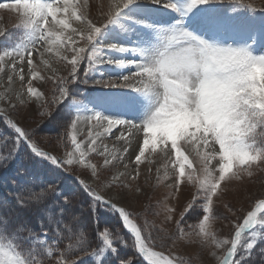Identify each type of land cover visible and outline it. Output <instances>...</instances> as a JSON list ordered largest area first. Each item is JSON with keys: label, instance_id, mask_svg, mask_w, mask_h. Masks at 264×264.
<instances>
[{"label": "snow or ice", "instance_id": "obj_1", "mask_svg": "<svg viewBox=\"0 0 264 264\" xmlns=\"http://www.w3.org/2000/svg\"><path fill=\"white\" fill-rule=\"evenodd\" d=\"M137 2L138 0H112V3L107 6L99 7V16L91 17L87 0L84 4L73 5L72 10L65 0H27L26 6L25 0H14L11 5L0 2V5H3L0 9L16 14L19 20L16 27L31 30L37 37L25 48L0 54V137L6 136L10 144L7 154L0 155V165L7 167L8 163L16 159L22 147L26 148L30 159L34 158L44 165V179H32L15 194L16 204L21 209L45 205L54 197H61L64 204L71 205L72 199L58 195L61 189L57 182L47 177L59 175L61 172L72 175L76 171L74 167H70L73 165H81L85 170H90L89 179L92 183L79 177L75 179L80 188L91 197L89 207L93 214L98 207H102L114 213L131 233V240H126L119 231L98 229L104 245L113 252L117 251L118 244L124 246L131 244L138 249L147 264H189L179 255H173V252L178 240L185 234V229L190 227L194 235L201 238L202 254L209 250L211 252L213 259L207 264H240L243 257H240L238 253L242 244L251 239L252 242L246 245L250 250L257 237L264 235V190L258 195L251 196L246 205L240 207L225 202L224 208L227 215H222L218 208L214 213V198L223 201L225 191L233 182L246 184L257 173L260 180L264 182V107L258 106L261 98L253 92V89H260L264 85L259 80L248 79L247 83L234 90L232 95L238 98L234 109L235 116H225L206 106L200 107L196 104L181 106L174 102V97L165 94L159 87L165 76L170 79L175 78L171 75L172 71L187 70L185 67H177L178 57L183 58L184 64H189L193 58L224 66L242 64L244 71L249 74L254 68L264 69V56L253 55L247 47L223 46L198 37L190 30H185V18L196 8L209 4L242 5L240 0L231 4H225L223 0H189L183 8L178 6L175 0H145L146 3L179 12L182 19L171 28L156 29L155 44L149 48L141 50L128 49L116 44L110 45L112 50L121 53L131 51L133 54H139L144 62L107 60L105 62L115 63L120 68L133 65L134 71L121 80L109 79L95 82L96 86L132 89L147 97H154L155 110L143 122L109 119L100 113L77 114L70 125L64 127L63 137L59 135L56 137L58 142L63 140L65 147L68 146L70 139L71 150L66 151L62 156L42 150L38 146L37 137L43 130L29 125L31 116L39 112L36 108L37 104L44 109L40 113L42 118L49 120L52 117L57 107L69 97L70 86L78 78L81 63L88 59L97 60L96 41L103 30L113 24L125 9ZM244 6L256 10L252 5ZM73 16L78 17L76 21L81 26L71 28L66 34L62 22L67 21L69 24ZM194 22L203 23L213 30H220L223 27L220 20L213 18L194 20ZM6 31L5 28H0V35H4ZM62 32L64 33L61 41L63 50L50 51L49 42L56 41L57 35ZM34 53L37 54L35 64L32 59ZM174 54H178V57ZM49 56H54L59 65L67 69L66 75H57L59 68L56 71L49 69L50 74L41 76L42 79H36L41 82H52L53 91L50 94L37 91L32 83V72H41L40 58ZM192 80L196 81L197 77L192 76ZM33 91L36 95L32 94ZM73 103L79 104L80 101L74 99ZM25 112L28 114L24 115ZM172 119H183L193 127L178 142L161 136L158 147L155 150L149 147L150 151L146 157L145 140L150 139V136L145 130L162 127ZM81 121L90 126L83 143L77 139V134L82 131L78 128ZM115 128H119V131L113 134ZM110 135L113 142H123L120 145L121 155L112 156L111 159L119 160L124 169H127L134 159L132 169L134 175L119 170L111 173L108 167L111 159L106 143ZM129 150H131L130 155ZM88 152L95 153V157H102V165L89 161ZM189 157L195 159L197 165L195 168ZM141 158L147 159L149 164H156L157 172L160 166L173 170L169 175L170 183L166 185L172 189L168 195L169 200L177 196L181 183L186 185L187 203L182 205L179 211L163 201H158L155 206H146L150 210L155 208L156 211L153 214L163 216L165 222L175 224L176 231L171 234L165 228L149 224L147 220L144 221L143 226H138L133 220V212L129 210L130 196L139 200L141 196L147 195L143 185L136 183L133 186L132 183L140 175ZM213 161L216 163L213 164ZM186 170H188L187 176ZM105 173H111V180L99 185V178ZM228 173L232 175L228 176ZM222 182L223 189H221ZM93 184L102 187L103 191L97 190ZM188 184L192 187L188 188ZM261 187L264 189V183ZM193 207L200 208L204 213L197 221L198 228L195 224L187 225L185 220ZM48 213L49 209L45 208L44 219L39 221L41 235L34 233L24 220L18 219L12 234L13 238L38 241L37 247L43 244L49 249L43 259L38 254L28 257L31 264H78L80 257L78 250H73L71 233L80 224V217L71 216L69 219L71 227L67 223L62 227L64 210H60L59 217H53ZM140 215L143 216L145 213ZM214 215H220L224 220L234 219L228 238L216 239L211 234V220ZM46 220L48 223L55 224L56 241L51 245L47 240L48 230L44 227ZM0 221H2L0 237H4L10 221L4 216H0ZM145 231L146 234H143ZM84 238L85 233L81 232V241H84ZM61 240L65 243L63 249L58 248L57 242ZM52 246L57 248L55 253L51 250ZM83 246L84 243L79 249H83ZM153 249H159V251ZM164 251L168 252L167 257L163 254ZM93 254H97L93 249L85 252V255ZM0 264H26V261L16 245L0 243ZM121 264H133V259L121 261Z\"/></svg>", "mask_w": 264, "mask_h": 264}, {"label": "rangeland", "instance_id": "obj_2", "mask_svg": "<svg viewBox=\"0 0 264 264\" xmlns=\"http://www.w3.org/2000/svg\"><path fill=\"white\" fill-rule=\"evenodd\" d=\"M1 2L8 3L9 5L13 4L14 0H3ZM178 3V6L183 8L189 2V0H175ZM225 4L235 3L236 0H223ZM65 3H69L70 10H72L73 5L84 4L85 0H65ZM112 3V0H87L88 4V11L89 16H99V7L101 5L107 6L108 4ZM242 5H216V4H209L203 5L195 10L187 17L185 30L192 31L198 37L204 38L209 42L218 43L223 46H233V47H247L251 53L255 56H264V11H260V9H264V0H240ZM27 5V0H25V6ZM244 5H252L253 8L256 10L249 9L247 6ZM147 6V8H146ZM148 4L145 3V0H138L137 3L130 5L127 9H125L119 17H117L116 21L105 28L102 34L98 37L96 41V49L98 51V56L96 61H92L91 59L85 60L81 63L78 78L76 81L70 86L69 89V97L60 104L56 111L53 113L52 117L47 120L48 118H42L40 113L44 111V109L40 108V105L37 104L36 108L39 109L35 115L31 116L29 120L30 127L33 128H41L43 131L37 137L38 146L41 147L42 150L49 151L53 155H63L66 151L71 150V143L70 139L68 141V146L65 147L63 140L58 142L56 137L59 135L61 138L63 137V129L66 125H70V123L74 120L77 112L75 110V104L73 100H79L80 102L89 103V100L94 99L100 95V97L107 100L102 101L105 102V107L107 109H113L116 113L122 112L123 109H128L126 104V100L134 99V95H128L135 93L136 96L139 97H147L141 93L136 94L137 92H126L123 94L124 91L121 89L118 90L121 94L117 96H103L101 93H98V86H96L95 82L97 80H109V79H118L119 77L122 79L124 76L130 74L134 71V66L130 65L128 67L120 68L115 63H107L105 61L112 60V61H135L141 62L139 57L136 54H133L131 51L125 52L123 54L115 55L118 51L112 50L109 46L112 44L120 45L128 49L137 48V49H146L155 44V30L158 28H171L172 26L176 25L181 19V14L177 11L172 9H168L165 7H161L160 5L151 4V6L155 10H162L168 16L165 18L163 23H158L157 21H150V22H142L141 27L146 28V33L141 32V28L138 25L137 27L136 22L130 21L127 22V28L124 31H121V25L124 26L123 22L125 20H120L122 17L128 16L131 17L130 14H133V9H138L135 11V15H141L142 12L148 9ZM3 7V5H0ZM77 12L79 9H75ZM170 16V17H169ZM200 17L202 18H213L220 20L223 24L224 29H230L237 36H244L248 40L246 42H242L238 39H232L228 36H221L222 33H218L216 30L210 29L207 25H200L194 22V20H198ZM78 17H72L69 20V24L67 21L62 22V27L65 29V32H69L71 28L80 27L81 25L76 21ZM119 25L115 26L116 22L119 21ZM166 21H171L166 22ZM138 22V21H137ZM19 23V20L14 12H9L6 9H0V28H5L7 31L4 35H0V54H3L5 51H17L22 48L27 47L33 40L37 39V37L31 32V30H25L23 28L16 27ZM73 25V26H72ZM115 26V27H114ZM148 26V27H147ZM114 28V30H113ZM119 28V31L116 33V29ZM113 30V31H112ZM112 31V32H111ZM115 32V37H112ZM133 32V33H132ZM226 32V31H225ZM137 33V34H136ZM117 34V35H116ZM136 34V35H135ZM64 33H59L57 35L56 41H50V51H62L63 50V39ZM111 35V36H110ZM139 36V43L135 44L131 41V37L135 38L134 36ZM127 36V37H126ZM142 36V39L140 37ZM138 38V37H136ZM133 40V39H132ZM128 42L124 44V42ZM134 41V40H133ZM137 43V40H136ZM124 44V45H123ZM109 51V52H108ZM114 54V55H113ZM126 55V56H124ZM132 58H129V57ZM136 56V58H135ZM125 57V58H123ZM121 58V59H119ZM135 58V59H134ZM33 62L35 64L37 60V54H33L32 56ZM40 63V71H33L32 72V83L36 87L37 91L45 92L50 94L53 91L52 82H41L36 80L37 78H41L43 75L49 74L50 67H44L47 58L41 57ZM125 59V60H124ZM144 62V61H142ZM132 66V67H131ZM46 68V69H45ZM59 71L57 75H66L67 69L63 65H59ZM56 69H51V71H56ZM48 69V70H47ZM119 76V77H118ZM259 80V76L257 77ZM100 91H103L101 87H99ZM113 93V92H112ZM33 95H36V92L33 91ZM118 97H125V98H118ZM89 100L87 101V99ZM120 99V100H119ZM125 99V100H123ZM148 100V99H145ZM147 101H145L146 103ZM152 104V108L147 113V117L155 110V98H152V101H148ZM108 104V107H107ZM83 106V105H82ZM122 106V107H120ZM120 109V110H118ZM88 110L86 109V112ZM132 113V112H130ZM28 113L25 112L24 115ZM114 114V113H112ZM117 114V115H118ZM130 115V114H129ZM146 117V118H147ZM145 118V119H146ZM139 118L137 120H140ZM144 119V120H145ZM131 121H135V119H130ZM144 120H140L143 122ZM23 123V120H21ZM89 125V124H88ZM193 125L187 123L183 119H172L169 123L162 127H156L151 129H146L145 132L150 139L145 140V156H148V153L151 147L155 150L159 145V140L161 136H166L168 139L178 142L179 139L190 129ZM88 132V131H87ZM87 132H81L77 135V139L79 142L83 143V141L87 138ZM109 139V138H108ZM99 143V142H98ZM107 143V141H106ZM87 147V146H86ZM3 148L10 149V144L8 143L7 137H0V152ZM109 148V146H108ZM110 151V150H109ZM159 152V149H157ZM187 154V153H186ZM87 159L92 163H100L102 165L103 158L102 157H95V153L88 152ZM111 159V158H110ZM190 161H192L193 167L195 168L196 161L193 157H189ZM16 165L18 169L21 171V174H17L14 178L15 181L23 186L24 184H28L31 182L32 179H44L45 177V169L44 165L37 162L34 158L30 159L29 154L27 153L26 148L22 147L20 152L16 156ZM216 161H213L215 164ZM115 165V167H112ZM134 163L132 165L129 164L128 173H132ZM70 167H74L76 169L75 173L70 175L67 172H61L59 175H49L47 179L54 180L57 182L58 186L61 189V193L58 195L68 196L74 200L76 209L74 213L83 214L86 216L88 222H91L94 218L96 222H99L101 226L103 222V218L107 224H112L110 226L109 231H119L126 240H131L130 237L126 236L124 232H122V228L120 225L119 218L112 212L98 207L93 214L91 208L89 207L91 204V197L85 192L80 186L77 184L75 177H79L89 183L92 181L89 179L90 170H85L81 165H73ZM111 169V173L119 170L123 167L119 160L111 159V164L108 166ZM99 170V169H98ZM140 175L136 181H133V186L136 183L143 185L144 189L147 192L146 196H141L139 200L135 199V197L130 196L129 201V210L133 212V220L138 226H143L144 221L147 220L149 224H155L157 227L165 228L170 234L176 231V226L172 222H165L163 220V216H157L153 213L156 211L155 208L151 210L146 207L149 205L155 206L158 201L165 202L168 206L175 207L178 211L181 209V206L187 203V197L185 195V187L184 183H181L178 190L177 196L173 197L171 200L168 199L169 193L172 189L168 188L166 185L170 183L169 175L171 168L165 169L163 166H160L159 172H157V165L156 164H149V161L145 158H141V163L139 165ZM111 173H105L102 177L99 178V185H103L108 180H111ZM133 175L135 173H132ZM167 174V175H166ZM188 170H186L185 175L187 176ZM228 176L232 175V173H228ZM8 179V178H7ZM227 179V177H226ZM3 182H7V180H3ZM24 183V184H23ZM262 182L259 178V173L254 176L252 180L248 183L241 185L239 182H233L232 185L229 186V189L225 191L223 201L216 200L214 198V213L215 210L218 208L222 215H227V211L224 208V203H229L235 205L236 207H240L242 205H246L247 200L253 196L258 195L262 189L261 185ZM10 185L14 186V182L10 180ZM93 187H97V190L103 191L102 187H98L97 184H93ZM188 188H191L192 185L188 184ZM224 188V184L222 182L221 189ZM12 190V187H9ZM219 191V190H218ZM57 201L59 204L63 205V200L61 197H57ZM66 208V206H64ZM70 209V206L67 205V209ZM42 213L41 210H39ZM140 213H145V215L141 216ZM203 211L198 207H193L191 211L185 217L187 221V225L192 226L193 224L196 225L198 228V220L202 217ZM93 216V218H92ZM81 219H84V216H80ZM102 218V219H101ZM39 223V221H37ZM47 221H45L46 223ZM234 224V219L231 220H224L220 215H214L213 219L211 220V234L216 237V239H226L228 238V233L232 231V227ZM40 225V223H39ZM50 225H52L50 223ZM119 226V227H118ZM81 231H79L78 236H80ZM42 233H38L37 235H41ZM146 234V231L145 233ZM6 236L0 237V243H12L16 244V239H7ZM199 237L195 236L194 233L189 228L185 229V234L180 237L175 247V251L173 255H179L185 261L189 262V264H207L208 261L212 260L211 252L205 251L202 254V245L200 243ZM30 240V239H29ZM48 244L51 245L53 242L56 241V237L52 235H48L47 237ZM80 238H76L75 244L73 246V250H80L77 246ZM252 242L251 239L247 240L242 244L241 250L239 252V256L243 257L240 260V264H264V235L258 236L254 246L249 250L247 249V243ZM38 241L30 240V251L28 255L22 257L25 258L26 264H31V261L28 259L30 256L37 255L40 253L39 257H44L49 249L45 247L43 244H40L37 247ZM59 243V242H57ZM214 243V241H213ZM122 247L128 248L132 251V246L129 244L128 246H124L121 244L116 245L118 249L116 252H113L111 249L106 248L102 238H100L99 245L95 244V253L93 255H79V257H84L83 259L79 258V262L81 264H110L111 262L118 261V264H121V261H127L129 258L125 256H121V249ZM210 247V246H209ZM87 248H92L89 245ZM18 250V249H17ZM53 253L57 251L55 246L51 247ZM159 251V249H153ZM19 251V250H18ZM163 254L165 257L168 256V252L164 251ZM42 257V259H43ZM110 261V263H109Z\"/></svg>", "mask_w": 264, "mask_h": 264}, {"label": "clouds", "instance_id": "obj_3", "mask_svg": "<svg viewBox=\"0 0 264 264\" xmlns=\"http://www.w3.org/2000/svg\"><path fill=\"white\" fill-rule=\"evenodd\" d=\"M178 57V54H174ZM177 67H185L186 71H172L175 77L165 76L159 87L165 94L175 98L181 106L196 104L207 107L225 116H235L237 99L232 95L235 89L247 83L248 79L257 80L264 85V69L254 68L251 73L244 71V65L224 66L210 64L206 60L193 58L189 64H184L183 58L178 57ZM192 76L197 80L193 81ZM255 95L261 98L258 106L264 107V87L253 89Z\"/></svg>", "mask_w": 264, "mask_h": 264}, {"label": "trees", "instance_id": "obj_4", "mask_svg": "<svg viewBox=\"0 0 264 264\" xmlns=\"http://www.w3.org/2000/svg\"><path fill=\"white\" fill-rule=\"evenodd\" d=\"M8 152V149L3 148L2 151L0 152V155H6ZM16 159L12 160L10 163L7 164V167L0 165V216H4L9 219L10 223L7 226V234L8 236L6 237L7 239L12 240L13 239V232L16 227V221L19 220H24L26 223L29 224L31 227L32 231L36 234L42 233L41 230V225L37 221H40L41 219H44L43 217V211L45 208L49 209V215L53 217H59L61 214L59 213L61 209L64 210V216L61 221V226L63 227L64 224H68L69 227H71V224L69 223V219L71 216L76 215V216H84V219L80 218V224L76 226L77 229H75L71 235H72V245L75 244L76 238H80L78 236L79 231L85 233V238L84 241L79 240L77 243V246L80 247L82 243H84L83 249H80L78 251L79 255H84L85 252H87L90 248H87L89 245H91V249L95 248V244L98 246L99 241H100V236L98 234V229H110V226L112 224H107L105 223L106 221L103 218V222L101 226L99 225V222L93 218L92 216V221L88 222L86 221L87 218L80 212V214L74 213V211L78 208L74 207L75 203L74 200L72 199L73 203L70 206V209H67V204H59L57 201V197L52 198L48 202H46L45 205H41L38 207H31V208H25L21 209L17 206L16 200H15V194L19 192L26 184L23 186L19 185L15 181V177L17 174H21L20 170L18 169V166L16 165ZM8 178V179H7ZM3 180H7V182H3ZM12 180L14 182V186L10 185L9 182ZM29 184V183H28ZM12 187V190L9 189V187ZM66 206V208H64ZM39 210L42 211V213L39 212ZM102 219V218H101ZM47 221V220H46ZM2 223V221H0ZM121 225V224H120ZM45 228H47L48 233L54 237H56V233L54 231L55 224L53 223L50 225V223L46 222L44 225ZM119 227V226H118ZM122 232L128 237H130L125 228L121 225ZM131 238V237H130ZM16 246L17 249L21 252L22 255L26 256L28 255L30 248L28 245H30V240L29 239H16ZM58 248L63 249L65 247L64 241H58ZM73 247V246H72ZM118 250V249H117ZM40 255V253H37ZM121 256H125L126 258H132L133 259V264H143L139 258V256L136 253V250L134 247H132V251L129 250L128 248L122 247L121 249ZM43 257V256H42ZM42 257H40L42 259ZM83 259V258H81ZM117 260V259H116ZM113 261L110 264H118V261ZM80 260H78V264Z\"/></svg>", "mask_w": 264, "mask_h": 264}, {"label": "bare ground", "instance_id": "obj_5", "mask_svg": "<svg viewBox=\"0 0 264 264\" xmlns=\"http://www.w3.org/2000/svg\"><path fill=\"white\" fill-rule=\"evenodd\" d=\"M128 24V23H127ZM121 25V24H120ZM73 26V25H72ZM76 28V27H74ZM119 31V28L116 29V33ZM115 32H114V35H112V37H115ZM133 33V32H132ZM137 34V33H136ZM135 34V35H136ZM117 35V34H116ZM127 37V36H126ZM124 42V41H123ZM128 42H124V44H126ZM123 44V45H124ZM109 52V51H108ZM119 54H123L121 52H117L115 55H119ZM114 55V54H113ZM126 56V55H124ZM47 60H46V63L44 64V67H50L51 69H56L57 66H58V60L55 59L54 56H49V57H46ZM125 58V57H124ZM129 58H132L131 56ZM136 58V56H135ZM134 58V59H135ZM140 59V58H139ZM132 67V66H131ZM45 68V69H46ZM48 70V69H47ZM49 71V70H48ZM50 74V72H49ZM131 94V93H130ZM138 94V93H136ZM33 99H35L33 97ZM108 107V106H107ZM122 107V106H121ZM84 108V109H83ZM75 109H76V112L77 114H82V115H92L94 113H100V114H103L105 117L109 118V119H117V120H124V121H131L130 119H135V121L133 120L132 122H137V123H140V120H137L139 119L138 117H136L135 115H129L127 113H122L121 114L119 113H116L115 111H109L106 107H105V102H92L89 104V106H86V108L82 105H75ZM86 109L88 110L86 112ZM120 110V109H118ZM114 113V114H112ZM118 114V115H117ZM89 125L88 123L84 122V121H81L79 124H78V128L81 129L82 131L81 132H84V131H89ZM119 131V128H115L113 129V134L115 133H118ZM80 132V133H81ZM78 133V134H80ZM77 134V135H78ZM109 139L107 140V145L109 146V154H110V158L112 156H120L121 155V148H120V145L123 143L122 141H116V142H113L112 140V136L110 135L108 137ZM141 146H142V141H141ZM128 154L130 155L131 154V150H129ZM132 163H134V159L132 161ZM132 163H130V165H132ZM123 166V165H122ZM127 169H124L123 167L120 169V171H127ZM172 170V169H171ZM171 172V171H170ZM167 175V174H166Z\"/></svg>", "mask_w": 264, "mask_h": 264}]
</instances>
